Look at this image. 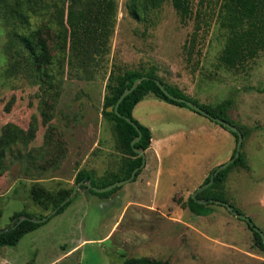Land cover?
<instances>
[{
  "label": "rangeland",
  "instance_id": "374dc122",
  "mask_svg": "<svg viewBox=\"0 0 264 264\" xmlns=\"http://www.w3.org/2000/svg\"><path fill=\"white\" fill-rule=\"evenodd\" d=\"M115 1L108 51L88 67L70 60L53 17L54 4L65 9V3L48 1L39 16L30 14L27 26L11 25L46 42L48 60L39 68L25 51L10 57L11 28L0 21V136L9 133L15 141L0 173V230L17 214L49 215L51 195L67 194L71 201L16 246L0 247V264H122L130 257L264 264V250L247 224L225 207L205 205L210 214L199 216L189 210L188 197L232 157L236 138L185 107L151 94L135 106L132 116L149 128L151 139L134 181L104 196L75 183L81 170L93 174L94 187L122 176L132 157L119 145L115 123L101 114L106 84L117 68H154L165 84L200 105L232 101L226 118L244 131L240 154L248 169L233 167L215 193L264 233V50L236 70L220 63L228 37L220 24L225 0H191L185 25L169 3L153 11L150 22H137L128 14L129 0ZM197 13L203 37L189 61L184 45ZM14 49L23 50L17 43Z\"/></svg>",
  "mask_w": 264,
  "mask_h": 264
},
{
  "label": "trees",
  "instance_id": "16d2710c",
  "mask_svg": "<svg viewBox=\"0 0 264 264\" xmlns=\"http://www.w3.org/2000/svg\"><path fill=\"white\" fill-rule=\"evenodd\" d=\"M48 1H57L66 4L65 9L58 8L57 5L54 4L55 12L53 17L55 18L56 24L61 32L64 44H67V42L69 43L68 48L70 60L73 58L77 60L82 67H88L95 61L96 57L104 56L105 53H107L109 39L115 27L117 14V4L115 0H0V21L11 28L8 42L5 45V50L10 53V57L14 55L20 56L21 53L25 51L26 54H28L30 61L35 64L33 66H37L39 68L42 64L47 62L49 51L46 42L41 38L35 40L33 32L25 34L17 33L15 28L11 25L18 23L19 25L27 26L29 24L30 14L39 16V12L49 6ZM165 3L170 4L182 25H185L191 18V0H129L126 4V8L130 17L137 22H150L151 18L149 15L153 11L160 9ZM199 18L200 15L197 13L195 28L191 33L189 40L184 45L185 53L189 61L192 60L194 49L203 37L199 32L201 30V25L198 21ZM220 24L222 28L228 32V37L219 57L220 63L225 68L229 70L239 69L240 67L246 65L249 61L255 59L258 54L264 50V0H225ZM15 43L19 44L23 50L20 49L16 51L14 49ZM62 49L65 50L64 46ZM15 66H17L16 62H11L9 65L11 70H14ZM144 76L148 77V79L141 81L118 106V113L123 117L131 119L132 122L139 128L141 133L140 140L134 145L135 149H142L144 151L147 150L151 139V132L149 128L141 125L132 116L135 106L140 103L145 96L151 94L164 103L177 107H185L190 111L195 112L185 104L177 103L166 97L156 85L154 79L164 85L165 89L171 95L190 101L211 116L228 122L226 117L227 111L232 105L231 100L223 101L214 108L200 105L196 101L191 100L180 90L165 84L157 76L156 69L154 68H149L147 71L126 70L120 68L113 70L110 73L106 84V93L103 97L101 114L106 120L115 123L114 128L117 141L125 152L132 157V159L126 164L122 176L113 175L100 187H105L116 181L128 178L133 169L141 164V157L134 153L133 148L130 145L131 141L138 137V132L123 118L117 116L114 111L107 112L106 109L109 107L114 108L123 91L126 88H130L136 79ZM214 123L217 124L216 122ZM219 126L229 131L223 126ZM238 130L243 136L245 135L242 129L239 128ZM229 133L236 138L237 144V134L231 131H229ZM14 143L15 141L9 133H3L0 136V173H3L7 169L5 164L6 156L11 153ZM234 154L235 150L232 157H234ZM237 166L248 169L244 156L241 154L234 163L214 175L213 183L208 188L197 194L195 199H192L190 196L188 197L187 206L189 210L197 216L208 215L210 214V209L206 206L212 204L209 200H219L225 202L218 194L215 193V190L220 189L223 186L229 171L233 167ZM213 173L214 170L206 177L203 184L210 181ZM138 174L139 171L133 181L136 179ZM86 182H90L92 186H95L93 183V174L85 170L79 171L75 177V183L84 184ZM82 188L87 189L92 194L100 196H104L115 190L113 189L107 193L100 194L91 191L85 185H82ZM67 196V194H55L47 197V202H49L47 208L50 207L53 211V209H56L63 201H65ZM198 200L206 201L207 203L199 204L197 202ZM70 203L71 201L61 206L53 217L62 213ZM234 210L240 213L238 210ZM20 215L21 214H17L15 216V219L17 220L12 226L0 230V247L16 246L23 236L36 230L51 218L50 217L46 222L39 224L33 222L32 219H42L43 217L34 218L30 214L23 213L26 219L17 224ZM244 222L256 238L259 248L264 250V242L262 241L260 235L253 231L246 221ZM122 264L170 263L147 257H130L126 258Z\"/></svg>",
  "mask_w": 264,
  "mask_h": 264
},
{
  "label": "water",
  "instance_id": "95a60500",
  "mask_svg": "<svg viewBox=\"0 0 264 264\" xmlns=\"http://www.w3.org/2000/svg\"><path fill=\"white\" fill-rule=\"evenodd\" d=\"M148 77H140L138 79H136L133 84L131 85L130 88H126L123 93L120 95V97L118 98L114 108L112 107H109L106 109L107 112H111V111H114V113L123 118L127 123H129L130 125H132L135 130L138 132V137L134 140L131 141V147L133 148V151L134 153H136L139 157H141V164L136 167L135 169H133V171L131 172L130 176L126 179H123V180H120V181H116L114 183H111L110 185L106 186V187H94L91 185L90 182H86L84 183L85 186L90 189L91 191H94L96 193H105V192H108V191H111L112 189L118 187V186H121L123 184H126L128 182H131L133 181V179L135 178L137 172L141 169L144 168L145 166V151L142 150V149H135L134 148V145L135 143H137L140 138H141V133L139 131V128L132 122L131 119L127 118V117H123L121 116L119 113H118V106L119 104L121 103V101L126 97L128 96L136 87L137 85L143 81V80H147ZM154 82L156 83V85L159 87V89L163 92V94L168 97L170 100H173L177 103H183L185 104L187 107H189L191 110L195 111L196 113L210 119L211 121H214L216 122L217 124L223 126L224 128L228 129L229 131L233 132V133H236L237 134V144H236V149H235V154H234V157L230 158L226 163H224L223 165L221 166H218L215 170H214V173L211 175V178H210V181L206 184H203L200 188H198L195 193L192 195V199H195L196 195L199 194L201 191H203L204 189L208 188L212 183H213V176L216 175L217 173H219L221 170H224L227 166H229L230 164L234 163L235 160L239 157L240 155V148H241V145H242V140H243V135L242 133L233 125H231L229 122L225 121V120H222V119H219V118H215L213 116H211L210 114L206 113L203 109H201L200 107H198L196 104L190 102V101H187L183 98H178V97H175L173 95H171L166 89H165V86L162 85L158 80L154 79ZM82 183H80L79 185H81ZM76 191V189H74V192ZM70 198H67L65 201H63L61 203V205L59 207H57L56 209H54L49 215L43 217L42 219H32L33 222L35 223H44L47 221V219H49L51 216H53L56 211L61 207L63 206L64 204H66L68 201H69ZM199 204H206L207 202L206 201H202V200H198L197 201ZM210 203H214V204H218V205H221L223 207H225L233 216L237 217L238 219H241V220H244L246 221L249 226L251 227V229L255 232H257L262 241L264 242V233H262L260 230H258L252 223L251 221L247 218V217H244L243 215H241L240 213H238L237 211L234 210V208H232L228 203L226 202H223V201H219V200H209ZM26 218L23 217V218H20L18 219L17 221V224H19L22 220H25ZM14 224V223H13Z\"/></svg>",
  "mask_w": 264,
  "mask_h": 264
}]
</instances>
